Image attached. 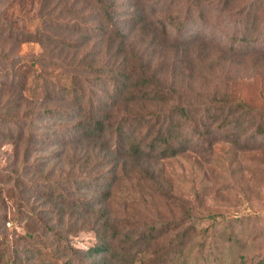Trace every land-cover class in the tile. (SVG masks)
<instances>
[{"label": "trees", "instance_id": "trees-1", "mask_svg": "<svg viewBox=\"0 0 264 264\" xmlns=\"http://www.w3.org/2000/svg\"><path fill=\"white\" fill-rule=\"evenodd\" d=\"M122 11L116 0H41L30 29L0 8V147H13L16 164L0 186L15 206L3 201L0 222L6 230L13 213L23 229L16 246L0 231V264H136L135 249L159 236L122 227L109 206L113 189L123 177L159 181L153 161L186 153L195 133H213L194 122L200 109L235 149L259 146L247 136L252 127L264 135V108L226 94L203 107L185 102L158 56L173 50L184 61L192 43L171 39L144 8ZM28 42L42 47L30 60L19 51ZM81 229L95 236L88 247L70 241ZM185 238L174 236V253Z\"/></svg>", "mask_w": 264, "mask_h": 264}, {"label": "rangeland", "instance_id": "rangeland-1", "mask_svg": "<svg viewBox=\"0 0 264 264\" xmlns=\"http://www.w3.org/2000/svg\"><path fill=\"white\" fill-rule=\"evenodd\" d=\"M40 2L10 0L0 8L7 20L17 26L28 23L32 29L40 23L33 19ZM116 3L122 12L144 8L151 18L167 24L171 39L192 43L184 61L183 54L177 56L173 50L165 49L158 56L161 62L166 60L167 78L185 102L203 107L214 94H226L256 110L264 108V0ZM145 39L142 42L147 44L151 36ZM19 51L30 60L42 47L28 42L19 46ZM194 118L201 131L212 128L213 133H195L186 153L153 161L162 179L123 177L113 189L109 206L122 227L136 234L153 232L159 236L153 245L135 249L136 264H147L151 259L153 264H264V135L256 136L250 128L247 137L257 140L259 146L238 150L224 142L226 133L203 109ZM193 129L188 131L193 133ZM12 149L11 145L0 147V186L16 165L8 158ZM99 175L84 174L92 180ZM8 195L6 190L0 193V213L4 212V202L7 208L15 206ZM8 219L4 231L0 222V231L16 246L23 229L13 213ZM180 232L185 234L186 244L174 253L173 238ZM69 238L76 247H88L96 241L92 232L83 229ZM74 262L80 264L78 258ZM109 264L126 262L119 259Z\"/></svg>", "mask_w": 264, "mask_h": 264}]
</instances>
